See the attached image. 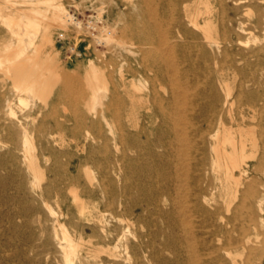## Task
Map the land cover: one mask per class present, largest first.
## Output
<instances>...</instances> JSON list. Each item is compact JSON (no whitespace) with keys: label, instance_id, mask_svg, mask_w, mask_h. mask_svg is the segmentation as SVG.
I'll return each instance as SVG.
<instances>
[{"label":"bare ground","instance_id":"1","mask_svg":"<svg viewBox=\"0 0 264 264\" xmlns=\"http://www.w3.org/2000/svg\"><path fill=\"white\" fill-rule=\"evenodd\" d=\"M32 2L30 4L34 5ZM50 2L47 5H51ZM150 2L142 0L141 4ZM153 2L154 16H150L149 24L154 26V87L149 96L139 98L126 92L124 77L121 84L113 82L110 87L102 78L109 91L105 106L100 110L93 106L87 112L89 115H80L77 111L75 116L79 119L73 126L66 120H59L56 114L46 115L43 108L39 109L38 115L51 117L50 125L39 123L35 126V131L40 133L37 141L39 153L32 137L30 116L18 115L13 110L11 98L3 94L7 80L14 82L18 98L30 90L45 107L55 89L66 93L77 105L83 94L73 92L71 77L58 75V67L52 61L56 56L53 52L50 53L52 60L46 54L50 64L36 62L25 52V38L34 44L39 28L37 32L28 30L24 27L27 23L23 26L20 20L18 22L16 14L13 19H5L7 17L0 11V43H4L3 50L0 49V71L3 73L0 83V148L3 143L8 145V151L0 153V185L3 186L6 179L19 177L22 180L18 191L26 192L29 183L25 180L24 166L36 175V171H40L36 161L40 154L46 161L54 160L52 166L40 173V178L47 184L39 186L40 192L34 199L53 214L55 252L71 264H229L228 256L238 248L248 254L241 261L231 259L232 264H252L251 252L259 240L250 222L259 217L260 226L264 228L261 216L264 207L263 203L255 204L258 182L253 177L254 173L260 172L264 178V134L256 137L255 125L251 122L255 117L248 111L256 107L264 110V99L249 89L252 79L248 70L238 67V63L248 64L250 57L238 52L234 45L242 42L240 31H245L236 5L238 1ZM62 6H52V22H46L51 24L42 32L45 45L54 47L51 29L60 21H69L72 15L67 14ZM165 6L174 16V29H164L169 20H165L162 12ZM22 10L25 13L26 10L32 11ZM37 12L36 9L32 13ZM41 17L33 18L38 20ZM75 24L80 26L81 23ZM62 26L64 24L59 27ZM105 28L102 27L103 33L113 37L112 30L116 27L110 28L111 31ZM149 30L144 26L133 33L138 32L137 35L143 37ZM124 33L133 34L129 28H124ZM97 42L103 43L101 40ZM234 54L240 58L237 60ZM228 70H232L234 76L242 75V81L237 85L228 82ZM91 73L85 81L93 85V78L98 76L94 65ZM120 89L125 92V97L120 94ZM98 92L93 96L97 98ZM98 98L100 104L102 100ZM142 103L147 104L146 123L140 122L138 113ZM85 124L90 128L82 134L85 142H80L76 134L86 128ZM258 125L264 127L263 112ZM87 140L91 145L87 146ZM258 147L260 157L251 164L248 162L252 157L250 150ZM62 159L76 160L78 164L71 169L68 163L61 162ZM85 164L97 169L98 176L93 174L91 167L86 171L97 194L85 192L87 197L83 199L78 189L82 187L80 172ZM2 170L7 174L4 178ZM62 184L71 194L72 203L78 207L77 228L73 233L68 232L61 221L62 217L70 215L69 210H63V206H68L61 199L64 193ZM51 195H54L58 211L48 206ZM105 210H116L118 214L110 212V217L105 218ZM31 212V209L24 208L18 214L27 216ZM113 220L118 224H113ZM82 222L96 223L97 227L91 228L94 240L80 252L78 246L85 230L79 225ZM136 223L146 228V232L136 236L135 243L126 246L125 257L116 254L118 242H122L131 225ZM102 253H107L111 259H101Z\"/></svg>","mask_w":264,"mask_h":264},{"label":"rangeland","instance_id":"2","mask_svg":"<svg viewBox=\"0 0 264 264\" xmlns=\"http://www.w3.org/2000/svg\"><path fill=\"white\" fill-rule=\"evenodd\" d=\"M48 1L49 2L51 1L50 2L51 5H47ZM54 1L55 0L53 1L43 0L44 3H42V0H25V1L0 0V4H2L0 6L1 9L0 11L2 12L1 14L7 17L5 19H13V16L16 14V17H19V19H17L18 22L20 20L22 24L27 23L26 24L27 26L26 25L24 26L23 24V26L26 29L32 31L35 30L34 32H37L36 30L39 28L38 34L34 40L35 42L34 44H31L27 37L25 38L26 41L24 40V47L26 48L25 52H27L29 57H33L34 61L36 62L47 61L46 64H50L49 63L50 60L48 59L49 58L48 56H50V53L53 52L54 55H56L55 60H52L51 56L50 59L54 62V65L58 67L57 72L59 74L58 73L57 74L58 75L65 74L71 77L74 81L73 86L75 88L73 92L76 94L78 92H82L83 94V98L80 100L79 104L77 105L73 99L68 98L66 93L55 89V91L50 95L48 99L49 104L45 107L43 102L40 99H38V96L35 97L34 96L35 94L32 91H31L32 94L28 93L30 92V90L26 92L21 99L18 98V96L14 92L15 91L14 82L10 79L7 80V85L6 88L3 90V94H7V96L11 98V100L13 101V110L16 113H18V115L30 116L29 121H30V128L32 130V137L36 142L38 141V137L40 133L37 132V130L35 131V126H37L39 123H44L47 125L51 124L50 116L44 118L42 115L37 114V111L39 109L43 108L44 114L46 115H51L52 113L56 114L57 117H59L58 118L59 120H63V121L66 120L67 124L70 126L76 124L75 123L76 120L79 119L76 118L75 116V113L77 111L80 113V115L81 114L89 115L87 112L93 106L98 110L102 109L105 106L106 101L108 100L107 94L109 92L106 88L107 87V85L105 84L106 82L105 80H102V78L108 81L110 87L113 82L117 85L121 84L122 77H124L127 83L126 92L131 93L133 95L135 94L139 98L145 97L146 99L151 93L152 88L154 87V67L152 65V62L154 60V26L150 25L151 23L149 22L150 16L152 17L154 16V2H153L154 0H151V2L146 5L141 4L142 0H57L55 1V3ZM237 1L238 2L236 3V5L239 9L240 18L243 21V28L245 29V31H240L242 42H235L234 45L237 47L238 52L242 53L243 55L250 56L248 64L238 63V67L241 69L244 68L248 70V73L250 74V77L252 79L249 89L254 93L260 94V98L264 99V0H237ZM31 2L34 5H31L30 4ZM45 3L47 6L45 5ZM4 5L7 7H5ZM58 5L60 6L63 5L62 8L65 9L67 14H75L79 21V24L80 23L81 24L80 26H77L75 23L71 21V18H69V21H66L67 23L65 22L64 19H62L64 20V23L63 21L60 22L64 24V26L59 27L62 25L61 23H59L58 26L56 25L53 29H51L54 40V45H53L54 47H52L49 44L45 45L43 43L42 32L44 31L43 28H49V25L51 23H48L49 24L48 25L46 22L48 21L52 22V19L50 18V15L52 13L51 11H53L52 10L53 7L56 8ZM50 6L53 7L50 8ZM215 6L216 8H218L216 2H215ZM22 8L23 9L27 8L28 10L32 9V11L31 12L28 11L29 12L28 13L26 10L27 13L26 14L25 11L22 10ZM36 9L39 12V14L42 15L43 18L48 17L49 19L48 18H46L47 20H45V18L43 19L41 15L38 14V12L36 14L32 13L34 11L36 12ZM19 10L22 12H20ZM46 12H48V14ZM162 12H164L163 14L165 16V20L169 19L165 22L164 29H174L175 26L172 24L173 23L172 20L174 16L169 12V7L165 6L162 9ZM22 15L23 17L21 18ZM25 15L29 16L31 20L30 18L27 19ZM31 15L32 16L34 15L33 17L36 18L37 16L38 17L40 16L41 19L39 18L38 21L36 20V18H33ZM35 20L37 22H35ZM89 21H94V24L97 25V29L99 31L93 33V31L87 28V23ZM31 23L34 24L32 25ZM35 23L37 24V26L35 25ZM66 24L68 26H66ZM30 25H31V29H30ZM144 26L150 29L145 34V36L143 37L138 36L137 35L138 32L133 33L135 31H138V29L144 28ZM102 27L104 28L107 27L105 28L107 30L116 27L114 28V30H112V32L115 33L112 34L113 37L111 36L112 37L111 38L106 33H103ZM79 28H80V32H79ZM124 28H129L130 30H132L133 34H125ZM100 29L102 32H100ZM111 29L108 31H111ZM4 35L5 33L2 34V36ZM59 35L61 36L63 35V36L61 37ZM149 35L151 37H149ZM10 37L11 36H9V38ZM98 40L103 41V43L101 42L100 44V42H97ZM104 41H106L107 43H105ZM109 42L112 43V45L109 44ZM3 44H4L3 42L0 43L1 50H3L4 47ZM35 47L37 51H35ZM71 48H75L76 52L72 53L70 51ZM38 49L41 50L38 51ZM36 54L37 57L34 58ZM233 57H235L237 60L240 58L238 55L235 54L233 55ZM91 64L97 68V72H98L97 73L98 76L96 75L97 76L96 78L98 80L93 78V82H92L93 85H90L89 82L85 81L88 74L90 75L93 74L91 73L92 72ZM104 74L106 75V77ZM111 76L113 77L111 78ZM226 76H227V81L235 85L239 84L240 81H242L243 79L242 75L234 76L232 70H228L226 72ZM2 77H3V73L0 71V83L2 82ZM96 80L98 81V83H96L97 82ZM99 86L101 88V91L103 92L101 94V97L99 95L101 92L99 91L100 90ZM94 87H96L97 91ZM135 87L136 88L139 87L138 90ZM95 92H98V97L101 98L102 100L100 104L99 102H97L99 100H97L98 97L96 98L97 93L95 94ZM119 92L123 97H125L126 94L122 89H120ZM32 97L35 98L33 99ZM94 99L96 100V103ZM33 100L35 101V104L33 103ZM86 103L87 104L89 103L87 107H85ZM97 103L99 106L97 105ZM262 112L264 113V110L260 109V107L254 108L251 112L248 111V114L253 115L255 117L254 119L251 120V122L252 125H255L253 130L257 138L260 134L262 133L264 134V127L258 125L259 117L262 114ZM138 113L139 115H141L140 122L146 123V119H145V115L147 113L146 103H142L138 107ZM85 126L86 128H84L81 132L76 134V138H78L80 142H85L86 139L82 136V134L86 131L87 128H90V126L87 124H85ZM90 131L92 132V129ZM93 132L95 131L93 130ZM67 136L69 137L70 135L67 133ZM86 143L87 146L91 145L90 140H87ZM2 145L3 147L0 148V153L5 154L6 151H8V145L6 143H3ZM35 146L37 147L36 150L37 153H39L40 144L37 142ZM72 151L75 152V149H72ZM250 151L252 152V157L248 159V162L254 164L258 161L260 157V147H258V149L257 148L251 149ZM19 154L21 157L22 153L19 152ZM37 158L38 159H36V161L38 160V163L37 162L36 163L40 166V171L39 173L38 171H36V175L35 172L29 171L28 169H26L27 167L24 166V169L26 171L25 180H27V183H29L26 192L24 191L19 193L18 191L19 184L22 180L19 177L6 179L4 184L6 187H4V185L3 186L0 185V264H69L70 263L68 262L69 260H66V258L63 257L60 253L55 252V242L53 239V235H54L53 214L50 213L49 208H47V206L43 205L39 200L34 199V196L36 195L37 197L38 193L40 192L39 186L44 187L47 184L46 180L40 178L41 177L40 173H42V171L45 172L48 167L52 166L54 164V160L50 158L49 161H46L45 157L41 154ZM61 162L63 164L68 163L71 169H74V167L77 166L78 164L76 160L68 161L66 159H62ZM89 168L95 176H98L97 169L91 164H85V166L81 168L80 173H81L82 187L79 188L78 190L80 197L83 199H86L87 197L84 194L85 192H94L95 194H97L96 187H94L89 180V174L87 173L89 171L88 170ZM1 175L3 178L6 177L7 176L6 171L2 170ZM35 176L38 177L36 178ZM253 177L258 182L257 184L258 193L254 199L255 204L263 203V207H264V178L262 176V173L260 172L254 173ZM37 179H39V181L41 179L40 181L41 183ZM61 188L64 191L63 196L61 197L62 202H65L66 207L68 206L67 208L63 206V210L64 212H67L68 210L70 211V215L68 217H62L61 221L67 228L68 232L73 233L77 228L78 220L76 217L78 214V207H75V205L72 203V196L69 193L66 186L62 184ZM92 204L93 201H91L90 206ZM48 206H50L54 211H58L57 205L55 203L54 195H51ZM24 208L31 209L32 212L27 216H19L18 211ZM110 212L111 211L108 210L104 211L105 218H109L112 212H114L115 215L118 214L116 210H113L111 213ZM261 216L264 218V211L261 214ZM113 224H118V223H116V220H113ZM79 225L85 227L84 233L82 235L83 240L81 241L80 246H78V251L81 252L83 249L88 247L89 241L94 240L91 237L92 235L91 228L92 227L96 228L97 226L96 223L91 224L87 222H82V224ZM250 225L251 228L255 227L254 231H256L257 234L256 236H258V240H259V242L255 246H253V250L251 252V263L257 264L260 261H262L263 262L262 264H264V228L260 226L259 217L251 221ZM129 230L127 231V236L122 240V242L121 241L118 242V247L116 249V254L122 257L126 256L127 253L126 246L135 243L136 236L145 233L147 229L142 228L140 224L136 223L131 225ZM247 254L248 251L243 252V250L238 248L233 250V253L229 255L227 259L229 264H232L231 259H234L236 261H241L247 256ZM101 259L107 261L111 258L107 253H102Z\"/></svg>","mask_w":264,"mask_h":264},{"label":"built area","instance_id":"3","mask_svg":"<svg viewBox=\"0 0 264 264\" xmlns=\"http://www.w3.org/2000/svg\"><path fill=\"white\" fill-rule=\"evenodd\" d=\"M70 18H71V20H72L74 23H79V21H78V19H77V17H76L75 14L70 15ZM87 27H88L91 31H93V33H95L96 31H98V29H97V25H95L93 21H89V22L87 23ZM70 51L73 53V52H76V49H75V48H71Z\"/></svg>","mask_w":264,"mask_h":264}]
</instances>
